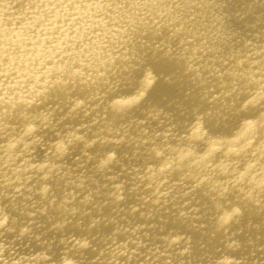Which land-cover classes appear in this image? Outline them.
<instances>
[{"label":"bare ground","instance_id":"obj_1","mask_svg":"<svg viewBox=\"0 0 264 264\" xmlns=\"http://www.w3.org/2000/svg\"><path fill=\"white\" fill-rule=\"evenodd\" d=\"M0 264H264V0H0Z\"/></svg>","mask_w":264,"mask_h":264}]
</instances>
